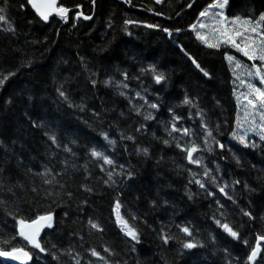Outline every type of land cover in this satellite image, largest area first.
Wrapping results in <instances>:
<instances>
[{
    "label": "trees",
    "instance_id": "obj_1",
    "mask_svg": "<svg viewBox=\"0 0 264 264\" xmlns=\"http://www.w3.org/2000/svg\"><path fill=\"white\" fill-rule=\"evenodd\" d=\"M214 2L59 0L92 19L44 23L26 0H0L1 249L27 248L28 264H250L264 235V141L248 135L260 116L244 96L249 83L264 90L248 75L261 62L197 38ZM226 13L256 19L264 0H228ZM46 214L44 251L28 247L18 221Z\"/></svg>",
    "mask_w": 264,
    "mask_h": 264
},
{
    "label": "snow or ice",
    "instance_id": "obj_2",
    "mask_svg": "<svg viewBox=\"0 0 264 264\" xmlns=\"http://www.w3.org/2000/svg\"><path fill=\"white\" fill-rule=\"evenodd\" d=\"M157 3H160L161 0H156ZM28 3L32 5L33 8L36 9V12L40 15V17L47 21L49 17L55 13L56 15L62 17L67 20V13L70 11L65 7H57V0H45L44 3H37V0H28ZM228 4V0H215L213 5H210V8H219L224 9ZM3 9H0V13H3ZM209 15L208 10L206 9L204 12L200 13L201 17H207ZM216 18L215 25L212 27V36L215 42H209V38L207 35H202L199 31H197L196 35L199 40L204 42L210 48H219L222 45L230 46L235 49L237 52L242 53L244 57H247L249 60H259L261 62L260 66L253 65L255 67V72H249V76L259 77L261 84H264V13H261L258 18L253 19L251 17L242 18V17H234L228 18L223 15V12L215 13ZM85 19H90V17L85 16ZM6 20V17L3 14H0V22ZM126 23H132L131 21H126ZM148 27H154V25H148ZM207 27L205 24L201 23L200 28ZM193 30L196 29V25L192 26ZM164 31H168L165 29ZM179 31V30H178ZM229 62H235L236 67H241V64L234 56L226 57ZM195 63V61H193ZM197 67L199 65L197 64ZM203 71V69H201ZM208 75L207 72L204 73ZM4 79H7L5 77ZM164 79L162 74L156 75L155 80L157 83L161 82ZM3 83V80H0V84ZM243 83V81H241ZM247 87L250 89V96H245V99L248 100V104L253 108L254 111L259 112L260 116V124L258 125L260 132V138L264 140V90L259 87H256L254 84L249 83ZM61 96H64L63 92H60ZM188 99H185L184 103H190ZM151 107L156 108L157 105L153 104ZM151 119V116L147 117ZM255 123V120H253ZM253 131L256 129L253 128ZM187 132V130H185ZM211 135V133H209ZM235 135V133H233ZM241 143L247 144V141L244 136L237 137ZM54 139V138H53ZM167 143V141H165ZM221 147H223L221 145ZM147 151L146 149L144 150ZM187 151V158L192 163H199L198 160L193 159V153L197 151L195 147L191 148ZM92 156L101 157L102 153L97 152L95 150L92 151ZM104 162L106 164H112L113 161L108 159L106 156L103 157ZM207 175V172L205 173ZM112 174L109 173V179H111ZM200 183L199 181H196ZM203 187V184H201ZM221 192L224 191L223 188L220 189ZM120 208L121 205L117 201L115 205V211L117 216V221L121 224L125 235L130 237L131 240L138 242V233L136 229L128 224L126 220L120 216ZM246 215H250V213H246ZM52 216L49 214L47 216H40L36 220L31 221V223H27L23 219L19 220V233L18 235L22 237L25 241L32 244L36 248H40L41 251H44L43 248L40 247V244L36 240V237L39 235L40 229L47 225V227L52 226ZM43 222V223H42ZM93 228H98L99 226L93 222H89ZM219 223V221H217ZM222 227L234 238H238V233L233 231L227 224H223ZM183 232L187 233L189 236L191 232L187 227L182 229ZM164 243H168L169 237H162ZM259 240H264V236L259 237ZM5 243H8L7 241ZM185 249H192L197 247L196 244L192 242H187L183 245ZM259 251V242L257 246L253 248L251 255L249 256V260H254L257 253ZM92 254L94 256H99L95 250H93ZM14 256L15 259L19 260L22 257H28V253L23 250V248H13L11 252H3L0 251V256ZM78 264V262H77Z\"/></svg>",
    "mask_w": 264,
    "mask_h": 264
},
{
    "label": "water",
    "instance_id": "obj_3",
    "mask_svg": "<svg viewBox=\"0 0 264 264\" xmlns=\"http://www.w3.org/2000/svg\"><path fill=\"white\" fill-rule=\"evenodd\" d=\"M27 1V4H28V6L31 8V10L34 12V14L42 21V22H44V23H47L48 21H49V19L50 18H52V17H57L59 20H63L64 22H67L68 21V18H69V14L71 13V12H75V15H74V18L77 20V19H81V20H83V21H85V22H88V21H90L91 19H92V16H93V12L91 13V14H85V13H83L82 11H81V8L80 7H71V8H68L70 11L67 13V20H65V19H63L62 17H60V16H58V15H56L55 13H53L50 17H49V19L47 20V21H45V20H43L41 17H40V15L36 12V9L35 8H33L32 7V5L30 4V3H28V0H26ZM45 2V0H37V3H44ZM58 2H59V0H57V7H58ZM85 16H87V17H90V19H85L84 17ZM47 215H49V214H46V215H42V216H47ZM51 215V214H50ZM52 216V215H51ZM40 217V216H39ZM38 218V217H37ZM36 218V219H37ZM36 219H34V220H36ZM52 219H53V217H52ZM31 221H33V220H31ZM31 221H27V223H31ZM43 223V222H42ZM19 228H20V226H19ZM19 228H18V233H19ZM48 227H47V225L45 224V226L44 227H42L41 229H40V232H39V235L36 237V240L38 241V243L40 244V238H41V236H42V234H43V232L47 229ZM264 236V235H263ZM24 240V239H23ZM25 241V240H24ZM26 242V244L27 245H29V246H31V247H34L32 244H30V243H28L27 241H25ZM259 242V251H258V253H257V255H256V257H255V259L254 260H250V262H251V264H254L255 262H256V260H257V258L259 257V254H260V251H261V244H264V240H259V238L256 240V243H255V246H254V248L257 246V243ZM25 252H27L28 253V257H22L21 259H19V260H17V259H15V257L14 256H12V255H10V256H0V258L2 259V260H4V261H7V262H9V263H11V264H27L29 261H30V253L27 251V250H25V249H23ZM0 251H3V252H11L12 250H0ZM252 253V252H251ZM251 255V254H250Z\"/></svg>",
    "mask_w": 264,
    "mask_h": 264
},
{
    "label": "rangeland",
    "instance_id": "obj_4",
    "mask_svg": "<svg viewBox=\"0 0 264 264\" xmlns=\"http://www.w3.org/2000/svg\"><path fill=\"white\" fill-rule=\"evenodd\" d=\"M215 3V2H214ZM214 3H212L211 5H213ZM227 6V5H226ZM226 6H225V8L224 9H219V8H206L207 10H208V13H209V15L207 16V17H203V19H202V23L203 24H205L207 27H205V28H202V31H201V34L202 35H207L208 36V38H209V41L211 40V38L213 37L212 36V25H215V22H216V18H215V16H214V14L215 13H219V12H223V15L225 16V17H228V18H234V17H237V16H235V15H232L231 13H226ZM205 9V10H206ZM259 78V77H258ZM252 84V83H251ZM255 85V84H254ZM256 86V85H255ZM256 87H258V86H256ZM250 90V89H249ZM244 98H245V96H244ZM243 101H245V99H243ZM242 102V101H241ZM260 119V118H259ZM240 128H243L244 127V120H243V118L240 120ZM253 128H255L254 127V125L253 126H251L250 127V131L248 132V135L249 136H253L254 138L255 137H257V139L258 140H262L261 138H260V135H259V132H260V130H257L256 128V130L255 131H253L252 129ZM243 136H245V135H243ZM249 141L252 143L253 142V144L256 142V140H254L252 137H250L249 138ZM264 141V140H263Z\"/></svg>",
    "mask_w": 264,
    "mask_h": 264
}]
</instances>
